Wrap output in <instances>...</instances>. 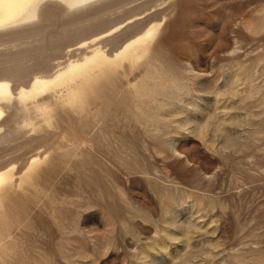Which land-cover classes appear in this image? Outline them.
<instances>
[{"label": "rangeland", "instance_id": "rangeland-1", "mask_svg": "<svg viewBox=\"0 0 264 264\" xmlns=\"http://www.w3.org/2000/svg\"><path fill=\"white\" fill-rule=\"evenodd\" d=\"M8 1L0 264H264V0Z\"/></svg>", "mask_w": 264, "mask_h": 264}, {"label": "bare ground", "instance_id": "bare-ground-1", "mask_svg": "<svg viewBox=\"0 0 264 264\" xmlns=\"http://www.w3.org/2000/svg\"><path fill=\"white\" fill-rule=\"evenodd\" d=\"M9 1H10V0H9ZM9 1H8V2H9ZM2 2H3V1H2ZM0 3H1V2H0ZM13 4H14V3H13ZM6 5H7V4H6ZM3 7H4V6H3ZM0 14H1V13H0ZM0 19H1V18H0Z\"/></svg>", "mask_w": 264, "mask_h": 264}]
</instances>
